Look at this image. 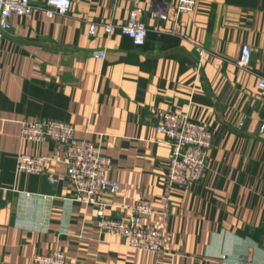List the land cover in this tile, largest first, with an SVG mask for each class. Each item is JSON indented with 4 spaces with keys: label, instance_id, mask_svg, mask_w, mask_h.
Wrapping results in <instances>:
<instances>
[{
    "label": "crops",
    "instance_id": "crops-1",
    "mask_svg": "<svg viewBox=\"0 0 264 264\" xmlns=\"http://www.w3.org/2000/svg\"><path fill=\"white\" fill-rule=\"evenodd\" d=\"M176 1L139 0L141 46L102 26L124 22L134 0H70L51 17L46 0H31L30 16L12 18L0 41V264L53 250L65 264H264V0H195L178 19ZM243 45L248 69L236 65ZM168 112L213 136L199 183L166 180L170 149L156 126ZM44 119L100 146L119 191L96 201L127 221L147 200L154 214L140 226H163L161 252L100 231L96 205L64 177L62 146L20 137L23 121ZM19 154L45 157L44 171L16 173Z\"/></svg>",
    "mask_w": 264,
    "mask_h": 264
},
{
    "label": "built area",
    "instance_id": "built-area-1",
    "mask_svg": "<svg viewBox=\"0 0 264 264\" xmlns=\"http://www.w3.org/2000/svg\"><path fill=\"white\" fill-rule=\"evenodd\" d=\"M31 0H0V41L11 30V20L15 16H30L33 6ZM129 11L127 19L119 24L103 23L106 35L119 33L127 36L134 45L144 44L147 34L146 25L142 19V8L137 5ZM70 0H46L45 13L48 17L54 14L65 15L70 10ZM195 0H177L174 6L176 19L180 15L194 10ZM155 16L165 19L160 11ZM95 24L89 27L90 34L94 33ZM183 36V33H179ZM196 52L201 57L202 48L196 46ZM98 59L104 58V52H94ZM251 58V49L248 45L241 47L240 56L236 65L240 69H248ZM258 87L264 92V78L258 82ZM156 130L162 134L169 145L168 161L166 166V180L168 184L187 186L202 181L207 169L208 152L212 148L213 136L201 123L192 122L173 112L165 113ZM20 137L23 140L42 143L51 141L62 146L64 177L70 181L76 191L77 199L96 205L98 227L101 232L125 239L130 248L159 253L163 246V226H140L145 217H150L154 211L147 200H138L131 207V215L127 221L112 219L106 216V205L96 201L100 193L116 195L119 183L108 178L107 173L112 169V161L100 151V146L91 144L74 137L73 127L65 122L44 119L40 121H23ZM45 157L19 154L16 159L15 172L40 174L44 171ZM51 183L55 179H50ZM33 264H65V254L60 250H53L45 255H34ZM239 264V263H226Z\"/></svg>",
    "mask_w": 264,
    "mask_h": 264
}]
</instances>
